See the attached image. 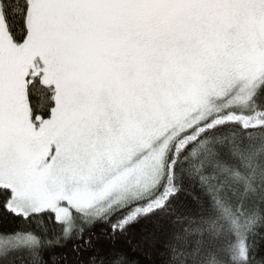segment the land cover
I'll return each instance as SVG.
<instances>
[{
    "label": "snow or ice",
    "instance_id": "obj_1",
    "mask_svg": "<svg viewBox=\"0 0 264 264\" xmlns=\"http://www.w3.org/2000/svg\"><path fill=\"white\" fill-rule=\"evenodd\" d=\"M0 264H264V0H0Z\"/></svg>",
    "mask_w": 264,
    "mask_h": 264
}]
</instances>
